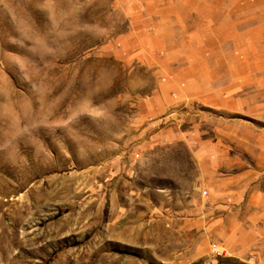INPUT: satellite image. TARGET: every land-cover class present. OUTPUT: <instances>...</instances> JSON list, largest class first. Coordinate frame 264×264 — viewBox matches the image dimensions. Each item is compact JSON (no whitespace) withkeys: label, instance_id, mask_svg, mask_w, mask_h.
Segmentation results:
<instances>
[{"label":"rangeland","instance_id":"374dc122","mask_svg":"<svg viewBox=\"0 0 264 264\" xmlns=\"http://www.w3.org/2000/svg\"><path fill=\"white\" fill-rule=\"evenodd\" d=\"M0 264H264V0H0Z\"/></svg>","mask_w":264,"mask_h":264},{"label":"built area","instance_id":"2783aa9c","mask_svg":"<svg viewBox=\"0 0 264 264\" xmlns=\"http://www.w3.org/2000/svg\"><path fill=\"white\" fill-rule=\"evenodd\" d=\"M212 250H213L215 255H220L223 253V251L215 245L212 247Z\"/></svg>","mask_w":264,"mask_h":264}]
</instances>
